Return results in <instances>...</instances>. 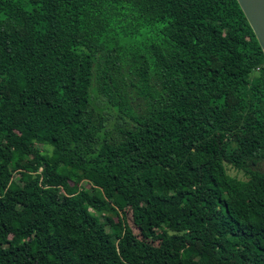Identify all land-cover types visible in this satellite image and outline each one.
<instances>
[{
  "label": "trees",
  "instance_id": "16d2710c",
  "mask_svg": "<svg viewBox=\"0 0 264 264\" xmlns=\"http://www.w3.org/2000/svg\"><path fill=\"white\" fill-rule=\"evenodd\" d=\"M262 160L238 0H0V264H264Z\"/></svg>",
  "mask_w": 264,
  "mask_h": 264
},
{
  "label": "water",
  "instance_id": "95a60500",
  "mask_svg": "<svg viewBox=\"0 0 264 264\" xmlns=\"http://www.w3.org/2000/svg\"><path fill=\"white\" fill-rule=\"evenodd\" d=\"M264 50V0H238Z\"/></svg>",
  "mask_w": 264,
  "mask_h": 264
},
{
  "label": "rangeland",
  "instance_id": "374dc122",
  "mask_svg": "<svg viewBox=\"0 0 264 264\" xmlns=\"http://www.w3.org/2000/svg\"><path fill=\"white\" fill-rule=\"evenodd\" d=\"M46 147H47V149L50 148L49 146H46ZM227 167H228V172H229L231 175L236 176V177L241 178V179H245V178H246L245 174H244L242 171H238L237 169H234V168H233L232 166H230V165H228ZM258 167L260 168V170L264 171V160H262V161L260 162V164H259ZM85 187L88 188L92 193L95 192L94 189L91 187V185H90L89 183H85ZM91 211H92V213L96 214V210H95V209L92 208ZM127 220H128V222H129V224L133 227L134 232H135L140 238H142V234H141L140 229H139L137 226H135V224L133 223V216H132V214H131V210H128V211H127ZM107 232H108V234H109L110 237L113 236V233H112V231H111V229H110L109 226H107Z\"/></svg>",
  "mask_w": 264,
  "mask_h": 264
}]
</instances>
